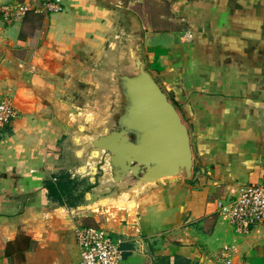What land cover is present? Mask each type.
Instances as JSON below:
<instances>
[{"label": "crops", "instance_id": "crops-1", "mask_svg": "<svg viewBox=\"0 0 264 264\" xmlns=\"http://www.w3.org/2000/svg\"><path fill=\"white\" fill-rule=\"evenodd\" d=\"M59 1L0 0L30 8L0 19V94L18 114L0 130V264H78V226L120 240L124 264H264V221L240 235L217 208L264 174V0ZM135 51L199 175L121 194L85 145Z\"/></svg>", "mask_w": 264, "mask_h": 264}, {"label": "water", "instance_id": "water-1", "mask_svg": "<svg viewBox=\"0 0 264 264\" xmlns=\"http://www.w3.org/2000/svg\"><path fill=\"white\" fill-rule=\"evenodd\" d=\"M132 59L131 67L111 68L105 117L86 148L93 157L107 155L110 180L121 194L182 177L195 181L188 127L137 51Z\"/></svg>", "mask_w": 264, "mask_h": 264}, {"label": "built area", "instance_id": "built-area-1", "mask_svg": "<svg viewBox=\"0 0 264 264\" xmlns=\"http://www.w3.org/2000/svg\"><path fill=\"white\" fill-rule=\"evenodd\" d=\"M39 2L40 9L48 13L62 11L59 0ZM28 10V5L9 3L0 7V19L19 20ZM17 116L11 97L0 94V130ZM230 197L217 202L218 213L238 234L247 235L264 221V174L256 183L236 186ZM74 238L79 249L78 264H124L121 241L113 239L102 227L78 226ZM228 251L223 247L221 257L227 258Z\"/></svg>", "mask_w": 264, "mask_h": 264}, {"label": "rangeland", "instance_id": "rangeland-1", "mask_svg": "<svg viewBox=\"0 0 264 264\" xmlns=\"http://www.w3.org/2000/svg\"><path fill=\"white\" fill-rule=\"evenodd\" d=\"M165 1H166V3H169V1H171V0H165ZM70 148H72L71 150H73V151L76 149V147H73V146ZM68 150H69L68 152L73 153L70 149H68ZM85 152H87V154L89 155L90 151L87 148V150ZM92 158H93L92 159L93 160V166L95 165V167L97 168V174L100 175L102 173V170L99 167L104 168L105 171L108 170L107 155L105 153L100 152L99 156H97V157L92 156Z\"/></svg>", "mask_w": 264, "mask_h": 264}, {"label": "trees", "instance_id": "trees-1", "mask_svg": "<svg viewBox=\"0 0 264 264\" xmlns=\"http://www.w3.org/2000/svg\"><path fill=\"white\" fill-rule=\"evenodd\" d=\"M170 101L172 102V104L174 105V107L176 108V110L179 112V109H178V106H177V104L175 103V102H173L171 99H170ZM180 113V112H179ZM181 116V115H180ZM181 119H182V122L187 126V124L185 123V121L183 120V118L181 117ZM188 127V126H187ZM189 129V128H188Z\"/></svg>", "mask_w": 264, "mask_h": 264}]
</instances>
